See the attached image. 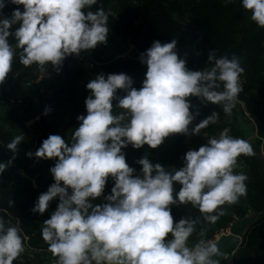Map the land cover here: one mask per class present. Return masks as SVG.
<instances>
[{
	"label": "clouds",
	"instance_id": "obj_1",
	"mask_svg": "<svg viewBox=\"0 0 264 264\" xmlns=\"http://www.w3.org/2000/svg\"><path fill=\"white\" fill-rule=\"evenodd\" d=\"M7 3L17 6L10 18L2 15ZM97 3L0 0V84L12 72L17 56L24 67L35 65L43 78L49 69L58 73L66 58L106 44L111 13L102 7L92 11ZM240 3L251 21L264 29V0ZM176 49L175 39L155 41L140 55V63L147 67L140 89L124 73L97 75L86 85L87 115L77 117L79 127L71 143L50 135L34 154H27L56 161L50 169L55 182L32 209L42 216L50 202L59 199L41 228L54 264H219L213 259L221 256L217 243L203 238L206 229H200L201 239L193 246L188 241L201 217L214 225L225 215V206L247 196L248 177L235 169L238 158L255 155L251 144L225 128L218 138H207L206 145L189 150L179 169L151 163L145 155L137 161L139 175L122 151L129 145L136 150L145 145L157 149L170 136L200 135L217 123L219 116L213 112L190 130L199 115L192 110V97L221 105L225 115L232 114L242 91L240 59L210 53L207 61L212 66L193 71ZM118 90L125 94L118 96ZM113 101L122 110L118 114L113 113ZM23 141L24 136L17 135L6 145L13 156L0 162V174L12 165ZM109 178L114 181L111 194L94 206L91 201L104 195ZM188 205L200 217L174 222L172 207ZM25 239L20 228L0 216V264H14L25 252Z\"/></svg>",
	"mask_w": 264,
	"mask_h": 264
},
{
	"label": "trees",
	"instance_id": "obj_2",
	"mask_svg": "<svg viewBox=\"0 0 264 264\" xmlns=\"http://www.w3.org/2000/svg\"><path fill=\"white\" fill-rule=\"evenodd\" d=\"M16 7L7 3L2 15L10 18ZM101 7L111 13L107 43L91 50L85 61L79 63L70 56L58 73L48 70L47 73L52 75L50 80L37 84L43 74L35 65L27 68L21 65L17 56L12 72L0 84V114L14 127L13 132L7 131L0 124V162L12 159L13 153L6 145L17 135L24 136V141L17 146L12 165L0 174V216L20 228L21 235L26 238L25 252L14 264H54L48 245L42 240L41 228L43 221L56 210L59 199L50 202L42 216L33 213L32 209L38 197L55 182L50 169L56 161L37 160L34 155L29 158L27 154H34L50 135H60L71 143L72 133L79 127L77 117L87 115L85 100L90 92L86 85L97 75L104 74L107 78L109 74L124 73L133 79V87L140 89L147 71L139 61L140 55L155 41L163 44L173 39L177 41L178 55L193 71L212 66L207 61L210 53L217 58L236 56L240 59L244 73L240 78L242 91L236 103L244 105L257 129V140L250 142L255 155L238 158L235 169L248 177L247 196L235 205L225 206V215L214 225L205 223L201 217L188 244L191 247L201 239V228L206 229L203 238L214 241L217 235L251 212L255 218L242 238L239 251L249 254L246 259L254 256L252 264H264V158L259 154L261 142L264 143V29L251 21L250 13L243 10L240 0L230 4L226 0H98L91 10ZM187 25L200 35L198 41H193L184 30ZM134 55L137 57L133 58ZM124 94L117 92L118 96ZM45 99L52 112L42 113L31 124L25 123L23 115L32 110L35 100L41 104ZM117 103L113 101L114 114L122 111L115 108ZM191 103L197 105L194 110L201 108V112L211 104L202 103L195 97L191 98ZM210 106L216 109L217 105ZM230 116L232 136L242 139L235 127L234 111ZM187 138L173 135L157 149L145 145L136 150L129 145L122 151L135 175L141 173L137 161L145 155L151 163L179 169L183 165ZM113 186L114 181L109 178L105 196L111 194ZM179 188L176 185V191ZM171 214L174 222L182 217H200L199 211L191 205L173 206ZM243 262L242 258L238 264Z\"/></svg>",
	"mask_w": 264,
	"mask_h": 264
},
{
	"label": "water",
	"instance_id": "obj_3",
	"mask_svg": "<svg viewBox=\"0 0 264 264\" xmlns=\"http://www.w3.org/2000/svg\"><path fill=\"white\" fill-rule=\"evenodd\" d=\"M184 30L191 35L193 41H198L200 39V35L191 26H184ZM135 57L136 56L134 55L133 58ZM40 113L41 104L37 101L34 103L32 110L27 114L23 115V120L25 121V123L31 124L38 119ZM235 118L237 122L238 131L239 133H241L243 139L250 141L256 137L254 128L247 121H245L241 112H236ZM91 203L94 206L98 204H103L102 196L94 201H91ZM251 225L252 219L250 218H245L243 220L233 223L228 229L227 236L221 237L217 241H215L217 243V247L219 252L221 253V256L213 257V259L219 261V264H222L224 255L242 244V238L250 229Z\"/></svg>",
	"mask_w": 264,
	"mask_h": 264
},
{
	"label": "rangeland",
	"instance_id": "obj_4",
	"mask_svg": "<svg viewBox=\"0 0 264 264\" xmlns=\"http://www.w3.org/2000/svg\"><path fill=\"white\" fill-rule=\"evenodd\" d=\"M199 109V108H198ZM234 113H235V116H236V112H241V107L238 103H236V106L235 108L233 109ZM208 112V113H207ZM213 112L217 113L218 116H219V119L217 121V123L215 124H210L208 126V128L202 130V133L200 135H195V136H192L194 137V142H193V145H198L196 143H199L201 144L202 142L204 143L203 145H206L207 144V138H211V137H219V134L221 131H223V129L225 128H229L231 129L232 125H231V122H230V118L231 116H227L223 113V110H222V106L221 105H217L216 106V109H212V106L210 108H208L207 110H205L204 113L199 112V115L196 117V124H198L199 122H201L203 119L207 118L208 116H210ZM229 117V118H228ZM0 124L3 128H5L7 131H12L13 132V125L10 124V123H6L4 118L2 117V115L0 114ZM235 127H237V122H236V118H235ZM231 136H232V132L230 130V133H229ZM189 137V138H190ZM190 138V140H191ZM257 138H253L251 141H256ZM202 141V142H201ZM249 142V141H248ZM250 143V142H249ZM260 154V153H259ZM261 155V154H260ZM109 181V180H108ZM104 196L105 194L103 195V203H105L104 201ZM217 238H215L214 241H217L220 237V234L216 236ZM249 256L248 253H243L241 257H243L244 259V262L242 264H252V259H254V256H251L250 255V258L249 259H246L247 257Z\"/></svg>",
	"mask_w": 264,
	"mask_h": 264
},
{
	"label": "built area",
	"instance_id": "obj_5",
	"mask_svg": "<svg viewBox=\"0 0 264 264\" xmlns=\"http://www.w3.org/2000/svg\"><path fill=\"white\" fill-rule=\"evenodd\" d=\"M20 10L23 11V8L22 6H20ZM91 52V50L89 51H83L80 53L79 56H76V55H73L71 56V58L79 63L85 61L88 57H89V53ZM137 57V56H136ZM140 61V59H139ZM145 68H146V65H143ZM43 76V75H42ZM38 79L37 80V84H39L41 81H48L51 79L52 75L50 73H47L43 78ZM240 84H241V88H242V83L240 81ZM35 102H37V100H35ZM41 102V101H40ZM240 107H241V113H242V116L243 118L245 119V121H247L253 128H254V132L256 134V137H257V129H256V126L255 124L253 123V121L251 120L250 116L248 115L245 107L243 104H239ZM49 109L48 113L52 112V109L51 107L49 106V104L47 103L46 99L45 100H42L41 102V113H45V109ZM40 117V116H39ZM38 117V118H39ZM259 152L261 154V156L264 158V143L263 141L261 142V145L259 147ZM102 201H103V196H102ZM253 216V217H252ZM247 217L249 218H255L254 215H252L251 212H248V215ZM237 222V221H236ZM235 223V222H234ZM228 234V230L225 231V232H221L220 233V237H226ZM217 238V237H216ZM240 249V246L236 247L235 249L231 250L230 252L226 253L223 257V263L222 264H238L237 260H236V255H237V252L239 251Z\"/></svg>",
	"mask_w": 264,
	"mask_h": 264
},
{
	"label": "crops",
	"instance_id": "obj_6",
	"mask_svg": "<svg viewBox=\"0 0 264 264\" xmlns=\"http://www.w3.org/2000/svg\"><path fill=\"white\" fill-rule=\"evenodd\" d=\"M211 104H207L206 106H207V109L208 108H210L211 106H210ZM194 107H197V105H195V106H193V109L192 110H194ZM198 109V108H197ZM201 110V108H199L198 109V111H200ZM204 112H205V110H204ZM204 112H202V113H204ZM196 119L193 121V124L190 126V130H191V128L192 127H195V125H196ZM192 137V136H191ZM190 137V138H191ZM190 138L188 137L187 138V141H186V144H185V146H186V150H185V154L189 151V150H198L201 146H204L203 144V142L201 143V144H199V143H196V144H198V145H193V142H194V137H192L191 138V140H190ZM240 138H242L243 139V137H242V135H241V133H240ZM249 142H252L251 140L249 141ZM252 215H254V214H252ZM253 217V216H252ZM258 217V216H257ZM246 218H249V217H246ZM250 219H252V218H250ZM252 222H253V219H252ZM243 253H245L244 252V250H240V251H238L237 252V255H236V260H237V262L239 263L241 260H242V258L243 257H241L242 256V254ZM241 264V263H240Z\"/></svg>",
	"mask_w": 264,
	"mask_h": 264
}]
</instances>
